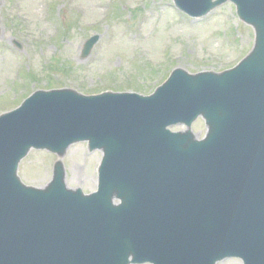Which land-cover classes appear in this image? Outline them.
<instances>
[{
    "label": "water",
    "instance_id": "water-1",
    "mask_svg": "<svg viewBox=\"0 0 264 264\" xmlns=\"http://www.w3.org/2000/svg\"><path fill=\"white\" fill-rule=\"evenodd\" d=\"M225 1L177 3L203 16ZM234 1L257 28L254 51L235 70L177 71L148 98L39 93L15 114L27 113L17 117L20 133L0 125V264H129L132 255L154 264H216L230 256L264 264V0ZM39 102H59L63 115L47 132L25 129ZM199 115L210 127L205 141L167 131ZM82 140L106 153L99 195L61 193V164L47 194L16 180L32 146L63 154Z\"/></svg>",
    "mask_w": 264,
    "mask_h": 264
},
{
    "label": "rangeland",
    "instance_id": "rangeland-1",
    "mask_svg": "<svg viewBox=\"0 0 264 264\" xmlns=\"http://www.w3.org/2000/svg\"><path fill=\"white\" fill-rule=\"evenodd\" d=\"M0 13V115L37 91L149 96L177 69L196 75L234 68L256 39L254 28L239 19L232 3L199 20L181 13L174 0H0ZM95 35L100 42L83 60V45ZM192 131L203 139L205 121L200 118ZM102 158L87 143L72 146L63 157L31 150L18 175L27 186L45 189L59 162L67 186L90 194L97 190ZM219 264L243 263L231 259Z\"/></svg>",
    "mask_w": 264,
    "mask_h": 264
},
{
    "label": "bare ground",
    "instance_id": "bare-ground-1",
    "mask_svg": "<svg viewBox=\"0 0 264 264\" xmlns=\"http://www.w3.org/2000/svg\"><path fill=\"white\" fill-rule=\"evenodd\" d=\"M47 180H48V179H46L45 182H46ZM95 184H96V183H95ZM94 186H95V185H94V182H93V188H94Z\"/></svg>",
    "mask_w": 264,
    "mask_h": 264
}]
</instances>
